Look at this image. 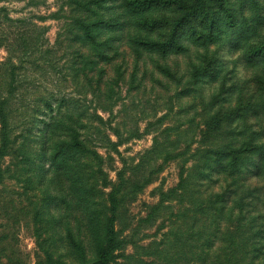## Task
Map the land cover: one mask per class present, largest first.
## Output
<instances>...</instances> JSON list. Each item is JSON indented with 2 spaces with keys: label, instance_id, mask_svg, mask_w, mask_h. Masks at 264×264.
Masks as SVG:
<instances>
[{
  "label": "rangeland",
  "instance_id": "obj_1",
  "mask_svg": "<svg viewBox=\"0 0 264 264\" xmlns=\"http://www.w3.org/2000/svg\"><path fill=\"white\" fill-rule=\"evenodd\" d=\"M131 1L0 0V264H264V0Z\"/></svg>",
  "mask_w": 264,
  "mask_h": 264
},
{
  "label": "trees",
  "instance_id": "obj_2",
  "mask_svg": "<svg viewBox=\"0 0 264 264\" xmlns=\"http://www.w3.org/2000/svg\"><path fill=\"white\" fill-rule=\"evenodd\" d=\"M127 6L135 13L141 12L143 9H152L154 7L172 8L178 12V15L172 19L162 18L156 23H160L162 28H165L166 32L163 37L158 40H146L144 45L155 50L167 51L174 48L178 44V35L182 29H185L193 20L197 18L204 11H206V0H132L127 3ZM148 19H143L142 24H147ZM214 24V23H213ZM247 55L250 58H260L264 60V42L250 48L247 51ZM70 148V149H69ZM84 149V143L74 136V140L70 143L66 141L56 144L53 150H50V159L54 165H59L63 161V149L65 152L71 149ZM66 165V169H67ZM74 166L68 168V175L71 176ZM79 186L83 187L84 183L79 182ZM112 205H114L116 198L111 196ZM108 230L105 232H97L95 234L94 248V262L93 264H110L111 252L116 247V231L114 227V218L108 220ZM65 264V263H57Z\"/></svg>",
  "mask_w": 264,
  "mask_h": 264
}]
</instances>
